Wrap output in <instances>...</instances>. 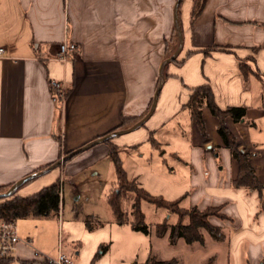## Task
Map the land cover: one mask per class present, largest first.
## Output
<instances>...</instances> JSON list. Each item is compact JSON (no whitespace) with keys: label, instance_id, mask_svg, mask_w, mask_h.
Segmentation results:
<instances>
[{"label":"crops","instance_id":"0c3cea01","mask_svg":"<svg viewBox=\"0 0 264 264\" xmlns=\"http://www.w3.org/2000/svg\"><path fill=\"white\" fill-rule=\"evenodd\" d=\"M175 1L0 0V187L105 137L14 190L23 197L63 180L58 218L14 221L19 237L30 242L29 247L17 244L16 257L29 259L41 249L19 222L55 219L56 239L60 227L67 242L63 252L72 264H86L99 245L107 244L109 221L88 231L74 213L71 202L79 193L71 180L87 171L99 180L111 170L115 182L111 144L121 167L126 152L140 158L143 150L149 159L153 153L165 181L160 190L174 200L187 197L182 208H219L227 222L209 221L224 232L219 241H225L227 264H264V0H204L192 20L191 0H180V38L173 50ZM62 40L77 47L65 62L55 58ZM51 79L67 87L61 108L52 101ZM204 84L220 110L243 107V117L218 120L203 106L201 131L184 104ZM220 124L234 137L236 149L248 153L260 189L232 186L237 163L217 133ZM165 156L168 165L160 169ZM107 195H102L106 204ZM108 250L94 264H108Z\"/></svg>","mask_w":264,"mask_h":264},{"label":"rangeland","instance_id":"374dc122","mask_svg":"<svg viewBox=\"0 0 264 264\" xmlns=\"http://www.w3.org/2000/svg\"><path fill=\"white\" fill-rule=\"evenodd\" d=\"M154 98L151 100V106L154 103ZM128 128V127H124ZM140 150V149H138ZM142 156L137 158L132 152L124 153V163H122V168L126 170L127 181H132V178L135 177L133 183L127 184V190L121 195V208L125 212V215L130 219V206L134 197L133 186H140L148 194L153 196H160L164 200L171 201L174 200V195L166 193L163 190L165 181L162 180L160 172L156 165V156L152 153V157L149 159V155L146 154L143 150ZM120 158V155L117 154ZM165 163L161 164L160 169L163 167L166 168L169 161L165 156ZM108 170L103 173L99 180L96 177L90 175L89 171L81 173L75 176L71 181L73 186L79 193L77 201H72L71 204H74V207L77 209V215L81 217H86L87 223L90 226L89 230L100 227L101 224H106L108 221L112 227L111 238L105 245L106 249L108 248V264H131L133 262L142 263L148 258H153L158 261L175 259L176 264H204L207 260H210V264H227L224 259L223 249L225 248V241H219L212 238L210 234L205 230L201 229L200 232L204 238L203 242H192L185 243L182 238H176L175 243L171 244L169 242V225H172L176 222V214L168 212L166 209L161 207H156L152 203L140 200L139 209L143 214V222L148 228V233L144 234L138 231H133L129 228L128 225L118 224L113 220L111 211L106 204L102 195H107L108 190L110 189L111 184L114 182V176ZM133 175H132V174ZM134 176V177H132ZM112 175V176H111ZM98 181H105L106 185L98 188ZM110 191L115 187V184L111 186ZM160 187L163 189L160 190ZM64 187V194H65ZM161 194H159V193ZM14 195V194H13ZM66 196V195H65ZM12 196H9L4 199H8ZM185 198V199H184ZM181 201H178V206L187 207V197H184ZM3 198H0L2 201ZM67 203L69 204L68 198L64 200L62 207V219L67 218ZM61 210V208H60ZM216 210H214L215 212ZM93 212L97 216L94 218L91 216H85V213L88 214ZM84 213V214H83ZM216 214L210 215L209 219H216L220 222H227V219L221 217V214L215 212ZM60 215V211L57 212ZM82 218L83 222L84 219ZM99 221V222H97ZM165 221L168 224V229L166 232L157 236L155 234V225ZM210 222V221H209ZM116 223V224H115ZM19 229L31 230L37 239L38 243L34 242L33 246H40V253L46 254L49 257L54 255L55 244H56V221L53 218H48L44 221L33 222L31 224H25V222H19ZM85 225V223H84ZM220 233H224L222 228L217 230ZM67 242L62 238V247H67ZM39 248V247H38ZM106 251V250H105ZM105 251L102 253L98 248L94 250V253L91 254L86 264H94L97 262ZM100 252V254H97ZM209 256H212L209 258ZM72 264V262L70 263Z\"/></svg>","mask_w":264,"mask_h":264},{"label":"trees","instance_id":"16d2710c","mask_svg":"<svg viewBox=\"0 0 264 264\" xmlns=\"http://www.w3.org/2000/svg\"><path fill=\"white\" fill-rule=\"evenodd\" d=\"M179 2L180 0L178 1V4ZM203 3L204 0H191L190 20H192L199 13ZM178 4L175 9L176 22L174 24L172 36L173 42L171 49L173 50L178 43L177 37L180 29L177 17ZM170 52V50H167L165 56H170ZM241 69H243V67H241ZM203 106L207 107L210 113L216 116L218 120H222L224 116L228 115L232 118V120L237 121L240 120L244 114L243 107H227L224 110H220L214 104L212 92L207 84L195 87L192 90L189 100L184 104V107L188 109L192 120L201 131L203 130V127L200 111ZM135 121L136 119H134L132 123ZM217 133L219 134L223 145L231 150V153L237 163V174L232 181V186L247 189H260L262 184L257 180L254 175V171L249 164L248 153H241L236 149V141L234 137L221 124L217 128ZM108 157L114 168L115 187H113V189L108 193L106 200L113 220L116 223H126L129 225L131 230L147 234L148 228L143 222V214L139 209L140 200H145L152 203L156 207L164 208L168 212L176 214V222L169 225V242L171 244L175 243L176 238H182L185 243H202L203 238L200 232L201 229H205L214 239H222L223 234L217 231L218 227L212 225L208 220L210 215L216 214L215 212L221 214V217L227 218L220 212L218 207H206L204 209H197L195 207L182 208L178 206V200L167 201L160 196L150 195L140 186H133L132 188L134 190V197L130 206V219H128L125 212L121 208L120 200L121 195L127 190V184L133 183L135 180L132 179V181H127L116 154V148L111 144H109ZM61 184L62 183L56 180L27 196H14L13 191L11 195H9L12 197L8 199H4L7 197H0L3 198V200L0 201V219L15 221L18 218L24 217H47L57 215L58 205L60 202L59 194ZM8 187L9 186L0 187V193L5 191ZM214 210L216 211L214 212ZM73 211L74 213H77L76 207ZM84 223L86 228L90 229L86 217H84ZM167 229L168 224L165 221L157 223L155 225V234L157 236H161ZM98 249L103 253L106 250V247L105 245H99ZM100 252H97V254H100ZM16 261L17 264H49L34 254L29 259H20L17 257ZM10 262V258H0V264H10ZM131 264H176V260L170 259L158 261L153 258H148L142 263L133 262ZM204 264H210V260H207Z\"/></svg>","mask_w":264,"mask_h":264},{"label":"built area","instance_id":"2783aa9c","mask_svg":"<svg viewBox=\"0 0 264 264\" xmlns=\"http://www.w3.org/2000/svg\"><path fill=\"white\" fill-rule=\"evenodd\" d=\"M77 47L74 43L62 40L58 43L56 59L60 62L67 60V55H76ZM4 55V48L0 46V57ZM50 88V94L52 101L57 103L61 108L64 102V98L67 92L66 85L60 80L51 79L48 82ZM262 95L264 99V82L262 83ZM60 183L63 182L61 178L58 179ZM60 198V194H59ZM60 202L58 205V210ZM19 242H22L26 246H30V242L26 239H21L17 233L14 221H6L0 219V258H10V264H17L16 261V247ZM35 256H39L49 264H70V258L65 255L62 247L61 229L57 227V239L55 244V254L49 257L46 254H42L37 250H33Z\"/></svg>","mask_w":264,"mask_h":264},{"label":"water","instance_id":"95a60500","mask_svg":"<svg viewBox=\"0 0 264 264\" xmlns=\"http://www.w3.org/2000/svg\"><path fill=\"white\" fill-rule=\"evenodd\" d=\"M178 1L179 0H176L175 3H174V10H173V21L174 23L176 22V14H175V7L176 5L178 4ZM178 37L180 38V34L178 32ZM174 55L175 53L171 56V58H174ZM145 118V117H144ZM144 118L142 120H144ZM105 137L102 136V137H99L89 143H86L84 145H82L81 147H78L77 149H74L68 153H66L65 155H62L59 159H57L56 161H54L53 163L47 165L46 167H44L43 169L41 170H38V171H35V172H32V173H29L23 177H21L20 179L16 180L15 182H13L11 185H9V187L0 193V197H8L9 195H11V193L22 183L30 180L31 178H34L40 174H43L47 171H49L50 169L54 168V167H57L59 166L61 163H63L64 161H66L68 158H70L72 155L78 153L79 151H81L82 149H84L85 147L91 145L92 143H95V142H98V141H101L103 140ZM209 148V146L207 147ZM238 151L239 152H242V149L241 148H238Z\"/></svg>","mask_w":264,"mask_h":264}]
</instances>
